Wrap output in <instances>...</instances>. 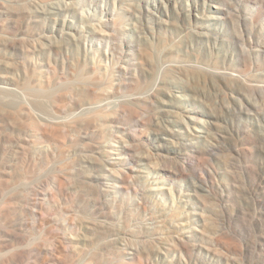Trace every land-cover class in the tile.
Segmentation results:
<instances>
[{
    "label": "rangeland",
    "instance_id": "374dc122",
    "mask_svg": "<svg viewBox=\"0 0 264 264\" xmlns=\"http://www.w3.org/2000/svg\"><path fill=\"white\" fill-rule=\"evenodd\" d=\"M0 88V264H264V0H0Z\"/></svg>",
    "mask_w": 264,
    "mask_h": 264
},
{
    "label": "bare ground",
    "instance_id": "6f19581e",
    "mask_svg": "<svg viewBox=\"0 0 264 264\" xmlns=\"http://www.w3.org/2000/svg\"><path fill=\"white\" fill-rule=\"evenodd\" d=\"M0 94H5V91L4 90H2L1 88H0ZM120 108H122L123 110H127L126 108H125V106H122V107H120ZM30 111H32L31 110V108H30ZM85 114V110H84V112H82V113H79V114H77L76 116H80L81 117V115H84ZM39 121L41 122V125H42V127L40 128V131L39 132H41L42 133V135L43 134H48V132H49V130H50V128H51V125H50V123L48 122V121H46V120H43V119H39ZM211 124L212 123H210V121H207L205 124H202L201 122H200V125L202 126V127H205V126H211ZM194 131L195 132H197V133H201L200 131H202L201 129H194ZM40 133V134H41ZM195 134H193V136H194ZM196 137H199L197 134H196ZM110 147H112L111 148V152H110V158H109V166H113V165H116L119 161H118V159L119 158H116V157H118L119 155H121L120 154V152H121V150L122 149H119L118 147H128V145H126V144H123V145H117L115 142H112L111 143V145H110ZM124 163H126L125 165L126 166H123V168L125 169V171H128L129 172V157H128V155L127 154H124ZM118 167V166H117ZM117 180H114V185L113 186H109V187H107L106 189H105V191H106V193H108V196H110V198L112 199V194H114V193H116L117 191H118V186L119 185H117ZM145 195H147V191H145ZM143 204H145V202H143ZM142 209H143V217H144V219L146 218V212H145V207H143L142 206ZM104 224V223H103ZM141 233H142V236L144 237V240L143 241H146V239H147V235H148V226H147V223H146V221L144 220V222H142V224H141ZM192 236V235H191ZM72 241H74L73 243L74 244H78V240H75V238H73V240ZM180 242V241H179ZM76 248V247H75ZM148 257L147 256H145L144 255V258H143V261H144V263L145 262H147V259ZM126 260V259H125ZM127 260L128 261H131V260H133L132 259V257L131 256H129L128 258H127Z\"/></svg>",
    "mask_w": 264,
    "mask_h": 264
}]
</instances>
